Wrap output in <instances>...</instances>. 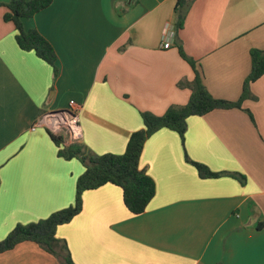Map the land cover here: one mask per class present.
Wrapping results in <instances>:
<instances>
[{
    "label": "crops",
    "instance_id": "obj_1",
    "mask_svg": "<svg viewBox=\"0 0 264 264\" xmlns=\"http://www.w3.org/2000/svg\"><path fill=\"white\" fill-rule=\"evenodd\" d=\"M9 1L0 0V240L75 202L85 167L58 155L70 142H54L44 115L74 100L81 143L122 154L142 113L189 101L195 70L181 50L214 97L237 101L251 49H264V0H193L179 30L178 0H53L24 26L53 45L55 76L18 45ZM250 92L241 108L190 116L184 140L167 127L146 140L140 166L156 194L143 213L130 212L118 185L84 191L81 212L56 230L74 264H264V74ZM191 161L218 176L201 177ZM0 264L63 263L24 241Z\"/></svg>",
    "mask_w": 264,
    "mask_h": 264
},
{
    "label": "trees",
    "instance_id": "obj_2",
    "mask_svg": "<svg viewBox=\"0 0 264 264\" xmlns=\"http://www.w3.org/2000/svg\"><path fill=\"white\" fill-rule=\"evenodd\" d=\"M52 2L53 0H10L7 3L8 12L5 14V19L15 24L16 40L20 48L26 51H35L40 58L52 65L54 75L57 76L59 72L58 56L53 45L38 29H26L24 26L25 18L33 17L39 11L50 6ZM192 2L193 0H178L176 6L177 30L183 27ZM181 53L195 70V78L188 83L192 90L189 101L184 105L170 106L162 115L151 112L142 113L144 128L131 134L126 150L122 154L98 155L90 151L80 140L60 148L59 156L65 159L77 158L85 167L84 172L77 180L74 204L55 211L46 218L26 224H17L6 238L0 240V253L14 248L21 242L32 241L58 257L63 264H74L66 241L57 237L56 230L59 225L70 222L81 212L84 191L99 188L107 183L118 185L123 190V200L130 212L143 213L156 194L155 181L140 166V157L146 140L163 127L175 130L184 140L188 128L187 120L190 116H202L217 109L241 108L243 101L251 97L250 84L264 74V49L253 48L251 49L252 69L244 82L240 99L229 101L216 98L205 86L200 72L195 68V61L185 55L183 50ZM246 111L253 118L252 113L248 109ZM48 132L60 147L63 143V135H56L49 130ZM191 162L196 166L201 177L218 176L205 164Z\"/></svg>",
    "mask_w": 264,
    "mask_h": 264
},
{
    "label": "built area",
    "instance_id": "obj_3",
    "mask_svg": "<svg viewBox=\"0 0 264 264\" xmlns=\"http://www.w3.org/2000/svg\"><path fill=\"white\" fill-rule=\"evenodd\" d=\"M165 48L171 46L169 37L164 35ZM70 108L58 113H49L42 117L43 125L47 126L49 131L56 135H63V143L79 141L82 136L80 127L79 112L74 100L70 101ZM35 129V127L33 128Z\"/></svg>",
    "mask_w": 264,
    "mask_h": 264
},
{
    "label": "water",
    "instance_id": "obj_4",
    "mask_svg": "<svg viewBox=\"0 0 264 264\" xmlns=\"http://www.w3.org/2000/svg\"><path fill=\"white\" fill-rule=\"evenodd\" d=\"M58 112H62V111H56V112H53V113H58Z\"/></svg>",
    "mask_w": 264,
    "mask_h": 264
},
{
    "label": "rangeland",
    "instance_id": "obj_5",
    "mask_svg": "<svg viewBox=\"0 0 264 264\" xmlns=\"http://www.w3.org/2000/svg\"><path fill=\"white\" fill-rule=\"evenodd\" d=\"M62 147H64V146L62 145Z\"/></svg>",
    "mask_w": 264,
    "mask_h": 264
}]
</instances>
